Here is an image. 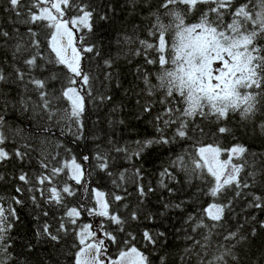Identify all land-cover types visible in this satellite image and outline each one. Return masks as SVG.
Masks as SVG:
<instances>
[{
    "label": "snow or ice",
    "instance_id": "6c2138e0",
    "mask_svg": "<svg viewBox=\"0 0 264 264\" xmlns=\"http://www.w3.org/2000/svg\"><path fill=\"white\" fill-rule=\"evenodd\" d=\"M0 14V264H264V0Z\"/></svg>",
    "mask_w": 264,
    "mask_h": 264
},
{
    "label": "trees",
    "instance_id": "16d2710c",
    "mask_svg": "<svg viewBox=\"0 0 264 264\" xmlns=\"http://www.w3.org/2000/svg\"><path fill=\"white\" fill-rule=\"evenodd\" d=\"M2 15V14H0ZM96 37L97 39L102 43V47L104 51L113 50L114 47L110 48V45L112 44V41L115 39V33L110 29L108 26L104 27H98L96 31ZM127 85H125L126 87ZM138 132L141 134H148L151 132V128L146 123H140ZM241 140L250 145L253 150H257L260 148V145L258 142H253L250 138L245 140L243 137H241ZM231 141L224 140V144H228ZM85 149H80V151H84ZM167 150L164 148L158 149L157 151L152 152L150 156L147 157V162L145 163V167L150 173H155L159 168L161 167V164L163 161H165L168 158V155L170 153H167ZM152 179L153 177H149ZM133 192V198L135 197L134 189H130ZM154 203L156 201L154 200ZM27 209H24L25 214L27 213ZM260 219H264V214L259 215ZM180 217L178 214L173 213L171 215V219L165 222V227L169 229L170 235H169V241L174 244H179L180 240L176 237L175 232L173 231L172 227H169L170 225H175L176 227H179ZM149 227H153L158 229L159 225H145ZM114 251V249H113Z\"/></svg>",
    "mask_w": 264,
    "mask_h": 264
}]
</instances>
